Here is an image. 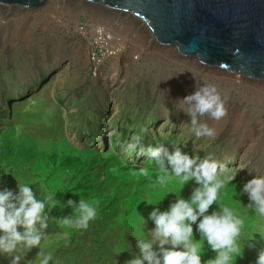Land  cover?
<instances>
[{
  "label": "rangeland",
  "instance_id": "374dc122",
  "mask_svg": "<svg viewBox=\"0 0 264 264\" xmlns=\"http://www.w3.org/2000/svg\"><path fill=\"white\" fill-rule=\"evenodd\" d=\"M76 1L0 8V187L29 183L38 199L51 195L57 202L42 245L58 264H125L128 241L139 251L133 234L147 238L152 227L141 218L154 206L145 200L163 209L175 199L153 187L150 150L211 155L226 165L225 175L237 172L220 199L244 221L241 245L255 239L237 264H255L264 249V217L246 207L241 188L264 175V79L204 68L152 42L134 49L111 25L95 22L87 7L93 4ZM99 24L112 39H100ZM205 85L216 87L227 109L219 120L198 118L215 129V138L194 135L181 100ZM15 102L19 107L8 109ZM135 136L141 139L129 149ZM167 187L187 197L193 184L182 192L174 181ZM69 198L98 202L87 229L58 223L72 214ZM199 242L202 260L213 258ZM37 251L20 250V264H38ZM0 264L9 258L0 256Z\"/></svg>",
  "mask_w": 264,
  "mask_h": 264
},
{
  "label": "clouds",
  "instance_id": "9594fccd",
  "mask_svg": "<svg viewBox=\"0 0 264 264\" xmlns=\"http://www.w3.org/2000/svg\"><path fill=\"white\" fill-rule=\"evenodd\" d=\"M181 100L188 105L186 112L191 117L194 135L215 138V129L198 118L207 114L219 120L226 115L225 102L216 87L202 86ZM133 139L136 143H130L129 149H135L141 137ZM149 157L156 175L153 187L168 194L174 193L175 199L163 209L159 204L145 200L154 206L147 219L141 218L146 223L151 221L152 227L147 228V238L133 234L139 251L133 252L128 241V247L121 251L131 254L125 264H237V259L244 255L245 246H253L255 240L250 239L241 245L244 221L220 199L221 189L235 179L237 172L225 175L226 165L211 155L201 159L179 147L169 152L164 146H157L150 150ZM139 174L146 175L147 169L140 168ZM173 181L181 192L182 186L191 182L190 194L184 197L168 188L167 185ZM241 193L247 194L246 207L264 217V175L253 176L243 183ZM56 203L51 195L38 199L29 183L21 184L16 180L15 189L0 187V256L9 258V264H20V250L30 252L37 248L38 264H58L53 254L45 251L42 245L48 235L49 212ZM96 203L83 198L78 201L69 198L65 206L72 208V214L60 218L58 223L62 227L87 229L97 215ZM200 240L215 253L213 258L202 260L203 244ZM255 264H264V249L258 252Z\"/></svg>",
  "mask_w": 264,
  "mask_h": 264
},
{
  "label": "water",
  "instance_id": "95a60500",
  "mask_svg": "<svg viewBox=\"0 0 264 264\" xmlns=\"http://www.w3.org/2000/svg\"><path fill=\"white\" fill-rule=\"evenodd\" d=\"M142 19L158 43L248 78L264 79V0H90ZM45 0H0L39 8Z\"/></svg>",
  "mask_w": 264,
  "mask_h": 264
},
{
  "label": "bare ground",
  "instance_id": "6f19581e",
  "mask_svg": "<svg viewBox=\"0 0 264 264\" xmlns=\"http://www.w3.org/2000/svg\"><path fill=\"white\" fill-rule=\"evenodd\" d=\"M56 0H45V2H51L55 3ZM67 4H70L73 6V4H80V2L76 0H61ZM81 2L87 3V4H93V5H87V7H91L90 13L94 16L95 22L96 20H102L101 22L107 23L108 25H111L113 29L119 32V36L121 40H125V43H128V41L131 43L132 48H141L142 50H147L148 47H150L148 42H152V44L158 48L168 50L165 45H162L156 41L152 33L150 32L149 28L145 26V23L142 19L137 17L136 15H133L131 13L119 10V9H114L107 7L101 3H96L90 0H80ZM0 8L3 9H9L6 6L0 5ZM27 9H37V8H25ZM93 10V11H91ZM98 25V24H97ZM97 33L100 35V39L103 37L105 38H111L110 35H106V31L103 25L97 26L96 28ZM131 39H130V38ZM112 39V38H111ZM116 41V40H115ZM121 42V41H120ZM140 50V49H139ZM175 56L177 58L185 59V60H195L192 58L184 57L180 55L179 53L174 52ZM196 61V60H195ZM196 64L204 67V68H213V69H221L219 67H209V66H203L201 63L196 61ZM222 71H227L222 69ZM229 73H232L230 71H227ZM253 79V78H252ZM257 79V78H255ZM260 80V79H259ZM19 107V103L15 102L13 106L8 107V109H16ZM7 109L6 107L3 109ZM7 111V110H6Z\"/></svg>",
  "mask_w": 264,
  "mask_h": 264
}]
</instances>
